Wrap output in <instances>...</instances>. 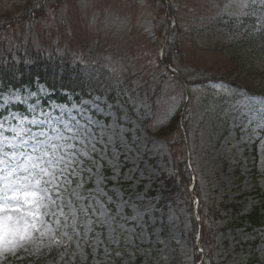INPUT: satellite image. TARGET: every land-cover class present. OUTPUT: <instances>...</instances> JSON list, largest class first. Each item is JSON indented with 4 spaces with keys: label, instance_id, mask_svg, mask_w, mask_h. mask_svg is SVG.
I'll use <instances>...</instances> for the list:
<instances>
[{
    "label": "rangeland",
    "instance_id": "obj_1",
    "mask_svg": "<svg viewBox=\"0 0 264 264\" xmlns=\"http://www.w3.org/2000/svg\"><path fill=\"white\" fill-rule=\"evenodd\" d=\"M173 1L174 10L160 0H0V25L18 21L3 32L21 40L18 56L40 49L46 62L79 63L75 82L121 87L117 105L97 94L47 100L42 85L0 92V110L26 107L0 116L9 142L0 156V203L16 190L23 211L9 214L35 225L4 246L0 264H200L199 255L206 264H264V225L229 224L264 193V96L232 83L241 85L249 69L264 86L262 47L250 43L259 30L254 18L264 22V0ZM9 41L0 46L10 49ZM230 45L238 47L222 51ZM247 45L252 59L238 69L237 49ZM165 48L176 70L162 66ZM255 76L248 84L258 83ZM141 114L147 128L168 132L169 143L140 126ZM176 115L183 130L170 123ZM21 127L29 131L14 138ZM40 130L47 136L37 144L31 135ZM180 165L196 184L189 198ZM163 177L178 182L168 209L151 195ZM190 207L204 214L202 242Z\"/></svg>",
    "mask_w": 264,
    "mask_h": 264
},
{
    "label": "trees",
    "instance_id": "obj_2",
    "mask_svg": "<svg viewBox=\"0 0 264 264\" xmlns=\"http://www.w3.org/2000/svg\"><path fill=\"white\" fill-rule=\"evenodd\" d=\"M162 4L164 3L161 0ZM172 3V1H171ZM174 5V4H173ZM10 21V20H9ZM10 23V22H8ZM253 35V34H252ZM259 36V38H257ZM251 45H261L264 47V31L262 33L255 34L251 38ZM176 46V43L175 45ZM237 45H230L226 47L223 52L231 53L234 48H237ZM249 48V45L246 46ZM173 48V47H170ZM169 50V49H168ZM166 50L165 57H164V64H171L177 66L176 62L173 60L172 55L170 52ZM239 51V65H245L244 63L252 58L250 56H245L244 50L237 49ZM236 51V50H235ZM260 56V55H259ZM257 56V58H259ZM57 65L52 67L53 65ZM73 72L75 74H80L79 67H69L68 65H61L59 62H46L43 52L42 51H35L32 52L29 58L25 57H13L11 54H1L0 53V89L1 90H8L9 88H23V87H30L35 88L36 78L38 81L44 83L49 89L55 91L54 98L58 101H66V96L61 94V90L67 89L71 93L76 94L75 97L78 98L80 95L84 94L88 91L89 86H81V83L75 82L73 80ZM242 72V71H241ZM249 72V69L247 70ZM245 75V74H244ZM250 75H256L255 79L258 83L252 85L248 84V77ZM245 80L241 81L244 85V88L248 90L250 93L253 94H264V86H263V78L261 75L253 72H249L245 75ZM94 91H97L99 94L105 95L111 102H116V89L112 86H94ZM77 93L79 95H77ZM14 108H21L13 106ZM178 119L175 118V122ZM174 126V125H173ZM172 128V125L170 126ZM171 130V129H170ZM147 131L151 134H154L160 138L168 139V132L162 129L157 130V132H152L150 129L147 128ZM181 175H185V171L181 170ZM189 182V178L187 184ZM173 181L170 180H163L161 184H156L153 187L152 194L158 195L161 201V204H166V202H170L174 200L172 193L175 192ZM187 187V185H186ZM174 189V190H173ZM188 192V187L186 188ZM264 200V198H263ZM243 220H247L253 226H257L263 224L264 221V213L262 208L257 206L253 208L249 214L243 216Z\"/></svg>",
    "mask_w": 264,
    "mask_h": 264
},
{
    "label": "snow or ice",
    "instance_id": "obj_3",
    "mask_svg": "<svg viewBox=\"0 0 264 264\" xmlns=\"http://www.w3.org/2000/svg\"><path fill=\"white\" fill-rule=\"evenodd\" d=\"M24 121H21V124H23ZM15 133V137H22L27 134L29 131L28 129H25L21 127L18 131L13 129ZM47 133L43 130H40L39 132L32 133L31 139L35 141L37 144H41L43 139L46 138ZM9 143L6 141L2 135H0V156L6 155L3 152V147L6 146V144ZM33 151H37V149H33ZM0 164H5V161L3 159H0ZM6 167V164H5ZM33 196H35V193H32ZM3 203H0V213H3V215H0V251L3 250L4 246L6 244H13L15 243V239L17 237H20L21 235L27 236L29 231L35 227L32 223H30L28 218H25L23 215H21L19 218H15L14 215H11L9 213H22L23 209L19 205L20 197L17 194L16 190H13V193L11 196L7 195L6 193L3 194ZM17 203L16 207H11L13 202ZM25 203H27V195L25 196ZM32 206H29L28 211V217L31 220L37 219L36 212L31 210ZM23 222V226L22 225Z\"/></svg>",
    "mask_w": 264,
    "mask_h": 264
}]
</instances>
